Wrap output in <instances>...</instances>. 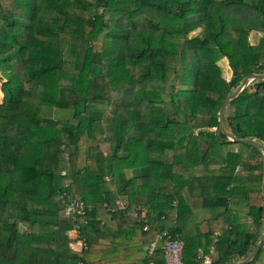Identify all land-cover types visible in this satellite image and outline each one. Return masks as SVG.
Instances as JSON below:
<instances>
[{"label": "trees", "instance_id": "16d2710c", "mask_svg": "<svg viewBox=\"0 0 264 264\" xmlns=\"http://www.w3.org/2000/svg\"><path fill=\"white\" fill-rule=\"evenodd\" d=\"M1 73L0 264H163L145 256L158 229L181 234L183 264L211 248L212 264L242 262L257 246L262 151L218 117L264 74V0H0ZM224 122L264 146V78ZM119 199L126 215L106 210ZM66 200L86 214L64 217ZM246 264H264V243Z\"/></svg>", "mask_w": 264, "mask_h": 264}, {"label": "built area", "instance_id": "2783aa9c", "mask_svg": "<svg viewBox=\"0 0 264 264\" xmlns=\"http://www.w3.org/2000/svg\"><path fill=\"white\" fill-rule=\"evenodd\" d=\"M127 201L119 199L115 202L114 207L105 205L107 211L113 212L114 210H119L125 215L127 214ZM87 212V207L83 201L79 200H66L62 211L64 217L76 220L79 217H83ZM135 218L137 220L140 228L147 232L150 230V221L146 216L145 210H140L135 213ZM67 236L72 240H75V245L78 248H87V243L85 238H83L79 230L72 229L67 230ZM184 241L181 239L180 233H169L166 230L158 229L155 239L145 247V256L148 258H154L157 251H161L163 257V264H183V251H184ZM214 254V249L211 248L209 254L204 256L203 264H212V256ZM149 264H156L155 260H151Z\"/></svg>", "mask_w": 264, "mask_h": 264}, {"label": "water", "instance_id": "95a60500", "mask_svg": "<svg viewBox=\"0 0 264 264\" xmlns=\"http://www.w3.org/2000/svg\"><path fill=\"white\" fill-rule=\"evenodd\" d=\"M256 78H264V74H252L248 77H246L245 79L242 80V82L240 83V85L235 89V91L229 95L228 97L225 98V100L222 103L220 112H219V117H218V121H219V125L220 128L222 129V131L229 137L231 138V140L233 142H239L242 144H246V145H250L253 147H256L258 149H260L262 151V172H263V179H262V197H263V207H264V146L262 144L257 143L254 140H248V139H238L225 125L224 122V113H225V109L227 104L233 100L235 97L238 96V94L244 89L246 88V86L253 80ZM264 243V230L262 232L261 238L257 244V246L253 249V251L248 255V257L242 261V262H230V263H226V264H246L248 262H250L258 253L259 249L262 247Z\"/></svg>", "mask_w": 264, "mask_h": 264}, {"label": "rangeland", "instance_id": "374dc122", "mask_svg": "<svg viewBox=\"0 0 264 264\" xmlns=\"http://www.w3.org/2000/svg\"><path fill=\"white\" fill-rule=\"evenodd\" d=\"M199 29H197V31H194L192 33H190V35H193L195 33H199ZM260 37L259 33H255L252 32L249 36V40L251 44H256L258 39ZM218 65L220 66L221 70H222V75L223 77L228 80L231 76V72L228 66V63L226 61L225 58H221L218 61ZM0 78L1 79H5L6 78V73H1L0 74ZM2 95L0 94V97ZM71 110L70 109H56V108H44L42 113L47 115L48 117L52 118V119H62V120H66V119H70L71 118ZM259 199V196L257 195V197ZM125 200V199H123ZM201 213H208L206 210H201V211H195L194 212V217H197L199 214ZM240 218H241V224H242V230L243 231H247L249 228H251V224H250V219L249 217L246 216L245 213H241L240 214ZM204 229V228H203ZM73 247H78L76 245H74Z\"/></svg>", "mask_w": 264, "mask_h": 264}, {"label": "crops", "instance_id": "0c3cea01", "mask_svg": "<svg viewBox=\"0 0 264 264\" xmlns=\"http://www.w3.org/2000/svg\"><path fill=\"white\" fill-rule=\"evenodd\" d=\"M197 217H198V219H199L198 221H202L203 219H205V218L207 217V213L199 214ZM199 217H204V218L200 220ZM203 228H205L204 225L201 226V229H202V230H204Z\"/></svg>", "mask_w": 264, "mask_h": 264}]
</instances>
